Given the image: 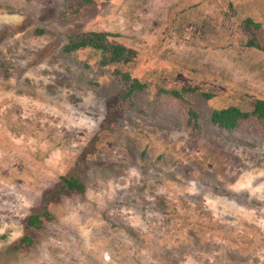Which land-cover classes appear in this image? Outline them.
<instances>
[{
	"label": "rangeland",
	"instance_id": "rangeland-1",
	"mask_svg": "<svg viewBox=\"0 0 264 264\" xmlns=\"http://www.w3.org/2000/svg\"><path fill=\"white\" fill-rule=\"evenodd\" d=\"M256 100L264 0H0V264H264V121L211 120Z\"/></svg>",
	"mask_w": 264,
	"mask_h": 264
},
{
	"label": "trees",
	"instance_id": "trees-1",
	"mask_svg": "<svg viewBox=\"0 0 264 264\" xmlns=\"http://www.w3.org/2000/svg\"><path fill=\"white\" fill-rule=\"evenodd\" d=\"M92 0H84L86 3H90ZM246 23L254 24L255 27L260 28L259 24L254 23L251 19H247ZM112 34L104 32H87L78 36H74L70 39L69 43L66 45L65 50L67 52L78 51L84 48H91L96 51H101L104 53V56L107 57V63H129L135 57V53L132 49H129L121 44L114 43L109 40V37H112ZM107 54V55H106ZM123 80L128 83L130 82L129 89H126L125 95L128 97L132 95L137 89L144 88V85L139 82L136 78H131L127 73L123 74ZM189 91H196L193 88H185L182 91L171 90L164 91L167 94H170L174 98L181 99L183 94ZM191 117H196L197 114L189 110ZM256 118L264 121V100H256L251 111H241L238 107H228L225 109L214 110L212 112L211 120L214 125L226 129L234 130L238 128L243 121L249 120L250 118ZM61 192L65 193L67 191H75L78 193H85L86 187L80 179L73 176L63 177L62 178ZM52 219V215L48 211L42 213L36 212L29 216L26 224L27 231L32 228L40 229L46 220ZM22 243L30 244L32 239L26 235L21 240Z\"/></svg>",
	"mask_w": 264,
	"mask_h": 264
}]
</instances>
